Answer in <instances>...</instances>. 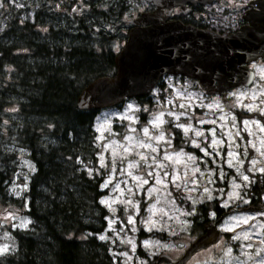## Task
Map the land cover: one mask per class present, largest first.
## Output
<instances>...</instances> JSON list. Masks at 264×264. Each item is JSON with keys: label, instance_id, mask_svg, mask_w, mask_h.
I'll use <instances>...</instances> for the list:
<instances>
[{"label": "rangeland", "instance_id": "obj_1", "mask_svg": "<svg viewBox=\"0 0 264 264\" xmlns=\"http://www.w3.org/2000/svg\"><path fill=\"white\" fill-rule=\"evenodd\" d=\"M128 1L130 7L122 24H108L121 37L114 41L116 52L126 39L128 21L154 11L146 0ZM251 1H214L201 11V22L205 28L222 34L237 31L244 24L242 17ZM36 6L31 0H0V31L18 10L19 16L33 20ZM50 7L57 9L51 10L52 14H62L60 24L65 25L64 9L53 3ZM52 21L49 18L47 22ZM253 70L257 75L254 83L229 91L224 99L209 95L195 80L169 75L154 90L150 104L130 99L97 110L96 172L104 175L101 203L108 210L106 228L98 237H105L100 240L108 245L115 262L156 264L162 254L181 258L201 235L192 223L197 206L218 201L229 212L220 219L213 212L211 219L218 220L224 235L184 264H264V194L256 196L255 203L251 197L255 193L253 185L264 186V60ZM217 104L219 107H215ZM246 105L255 110L249 111ZM161 113L164 123L155 127V117ZM178 125L187 127L188 132ZM196 131L203 135L196 136ZM161 134L164 139H157ZM32 170L26 158L17 161L9 194L22 197ZM30 222L22 206L0 201V249H8L0 255L15 250L10 229L26 230Z\"/></svg>", "mask_w": 264, "mask_h": 264}, {"label": "trees", "instance_id": "obj_2", "mask_svg": "<svg viewBox=\"0 0 264 264\" xmlns=\"http://www.w3.org/2000/svg\"><path fill=\"white\" fill-rule=\"evenodd\" d=\"M32 1L37 5L33 20L18 10L0 31V201L22 206L31 220L26 230L10 229L16 247L0 255V264H119L98 237L108 216L101 203L104 175L96 172L98 112L76 103L89 82L114 73L113 44L121 37L108 24H122L130 4ZM50 3L64 9L65 25ZM154 95L131 99L150 104ZM21 157L33 170L22 197L15 198L9 186ZM258 185H253V203L264 194ZM213 212L220 219L229 211L218 201L197 206L192 223L198 233L205 232Z\"/></svg>", "mask_w": 264, "mask_h": 264}, {"label": "water", "instance_id": "obj_3", "mask_svg": "<svg viewBox=\"0 0 264 264\" xmlns=\"http://www.w3.org/2000/svg\"><path fill=\"white\" fill-rule=\"evenodd\" d=\"M146 1L155 2L158 8L129 21L124 44L114 55V73L97 77L82 88L77 96L78 108L100 110L150 95L166 75L198 80L208 94L220 95L254 82L256 74L250 65L264 59V0H252L244 16L246 25L229 34L168 20L169 13H164L165 7L170 12L176 5L184 8L188 1L196 0ZM207 1L215 0H198ZM222 236L218 220H212L181 258L162 254L156 264H184Z\"/></svg>", "mask_w": 264, "mask_h": 264}, {"label": "flooded vegetation", "instance_id": "obj_4", "mask_svg": "<svg viewBox=\"0 0 264 264\" xmlns=\"http://www.w3.org/2000/svg\"><path fill=\"white\" fill-rule=\"evenodd\" d=\"M196 1H197L196 3L188 1L184 8H183V6L176 5L171 9L170 12H169L168 7H166L164 9V13H165V15H168V13H169V19L168 20H181L186 24H193L195 26L205 28V25L201 22V19H203V17H204V16H201V11H203L204 8L207 7L208 5H210L211 3L209 1H207L206 3L198 2V0H196ZM207 3H209V4H207ZM155 4H156L155 2L150 4V6L152 7V10H155L157 8V6ZM241 6H242V8H244L246 5H241ZM256 7H257V5H256ZM250 8H251V6H250ZM250 8H248V9H250ZM248 9H245L243 17H242L244 24L240 26L239 30L234 31V32L231 31L230 33L239 32L241 30L242 26L246 25L247 21H246L244 16H245ZM150 10H147V11H150ZM263 60L264 59L259 58L258 61H255L252 63L251 67L254 68L255 65H257L258 63H260Z\"/></svg>", "mask_w": 264, "mask_h": 264}, {"label": "snow or ice", "instance_id": "obj_5", "mask_svg": "<svg viewBox=\"0 0 264 264\" xmlns=\"http://www.w3.org/2000/svg\"><path fill=\"white\" fill-rule=\"evenodd\" d=\"M262 103H264V101H262ZM181 107H184V106L181 105ZM209 107H213V106H209ZM215 107H219V105L217 104V105H215ZM246 107L249 109V111L255 110L252 105H246ZM261 111L264 112V109H261ZM169 115H172V113H169ZM181 115H183V113H181ZM162 116H163V113H161L160 115H158V116L155 117V120H154V126L155 127H158L159 124L164 123V121L162 119ZM176 119H179V116H176ZM221 119H224V117H221ZM212 123H215V121H212ZM244 123L245 124H248L249 122L248 121H245ZM178 126L179 127H183L185 133H187L188 130H189L187 127H184L183 125H178ZM261 131H264V128H261ZM144 133H145V135H148V129L147 128L144 129ZM213 133H214V130H213ZM195 135L196 136H202L203 133L200 132V131H196L195 132ZM157 139L163 140L164 139V136L161 134L159 137H157ZM213 143H217V141H214ZM148 146L149 145H145V147H148ZM168 158L171 159V157H168ZM234 158H235V156H234ZM142 159H143V157H142ZM189 159H194V158L193 157H189ZM229 163H231V161H229ZM133 167H135V165H133ZM261 171H264V169H261ZM177 178H179V177H177ZM137 179H139V178H137ZM244 180H248V177L247 176H244ZM144 183H147V181H144ZM104 186L106 187L107 185H104ZM233 195H235V193ZM103 203H107V201H103ZM21 226L22 227H26V224H22ZM244 238L247 239L248 237L245 236ZM100 239L103 240V239H105V237L104 236H101ZM7 250H8L7 249V246H5L4 248L0 249V253L6 252Z\"/></svg>", "mask_w": 264, "mask_h": 264}, {"label": "bare ground", "instance_id": "obj_6", "mask_svg": "<svg viewBox=\"0 0 264 264\" xmlns=\"http://www.w3.org/2000/svg\"><path fill=\"white\" fill-rule=\"evenodd\" d=\"M228 34H229V33H228ZM188 79H191V78H188ZM192 80H195V79H192ZM195 81H196L198 84H200L198 80H195Z\"/></svg>", "mask_w": 264, "mask_h": 264}]
</instances>
